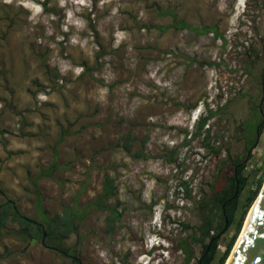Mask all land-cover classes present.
Returning <instances> with one entry per match:
<instances>
[{"label": "rangeland", "instance_id": "rangeland-1", "mask_svg": "<svg viewBox=\"0 0 264 264\" xmlns=\"http://www.w3.org/2000/svg\"><path fill=\"white\" fill-rule=\"evenodd\" d=\"M180 21L217 26L220 37ZM209 111L220 114L200 131ZM55 146L54 179L38 183L42 208L63 217L78 199L87 216L64 245L83 264H186L178 245L200 224L198 196L234 175L233 160L249 178L241 210L264 186V0H0V205L42 224L29 179L54 162ZM106 176L117 194L94 207ZM158 229L166 247L152 253ZM20 231L14 222L2 231L0 264H73ZM190 251L198 264L203 245Z\"/></svg>", "mask_w": 264, "mask_h": 264}, {"label": "trees", "instance_id": "trees-1", "mask_svg": "<svg viewBox=\"0 0 264 264\" xmlns=\"http://www.w3.org/2000/svg\"><path fill=\"white\" fill-rule=\"evenodd\" d=\"M176 18L177 17L174 16L175 20ZM178 24H180L181 29H188L199 36L212 34L215 36V38L220 37L218 33L219 29L217 26L212 28L205 27L202 29H198L187 25L183 21L178 22ZM254 63L255 62H253V64ZM219 114H220L219 111H215V112L209 111L208 117L202 119L201 122L199 123V127H198L199 130L201 131L211 118L217 117ZM256 117L258 116L255 115L253 119H255ZM258 129H259L258 123L254 125L253 122L251 121L244 130L243 138L246 139L247 141L246 143L248 145L249 150H251L254 146L253 144L254 135ZM66 136L67 133L65 131L62 132L59 139L56 141V146L64 142ZM133 142H134V138L129 137V139L124 143L123 146L125 151L130 150V147L132 146ZM56 146L53 149L55 154L54 162L49 166L47 170H42L37 178L35 179L30 178L29 180L33 188V193L36 196V201L34 203L35 208L37 210L39 217L42 218V224L44 225L47 231L48 239L46 244L51 247L59 248L66 252H69L70 249L66 248L64 245V239H66L71 233L76 231L75 227H77L86 218L87 212L78 210L77 208L78 199L74 201L73 208L69 207L65 210L63 217L56 216L50 219L46 216V211L42 208V204L44 200L38 183L42 178L54 179V172L56 170L54 166L58 159V152ZM216 153L219 154L218 152ZM233 164L235 168L237 167V175L240 185L239 194L235 199L228 201L234 196L236 184H237L235 175H232L231 177H228L227 180L222 182V184L219 187L217 188L212 187L211 194L207 196H203V195L198 196V201H196V203L198 205L197 210H198V218L200 219V224L198 227L192 229L193 234L192 236H190V238H187L185 241L181 242L178 245V250H180L185 256L186 264H189L193 258L190 251V244L201 243L204 247V252H205L210 240L217 236L215 234L219 232V230L224 229L225 223L224 224L220 223L219 228H217L216 226V221L218 219H223V218L225 219L223 215V205H225L226 217L228 218L229 221L228 227H231L235 223V216L239 212H241L240 217L237 220V224H236V233L232 237L231 241L228 243L225 253L220 257L218 261V264H226L232 252V249L235 245L238 234L240 233V230L243 227V223L248 214V211L250 210V208L256 201L257 197L259 196L260 190L262 188V180L259 181L256 190L247 195L245 203L243 204L241 210L239 200L242 193L246 190L249 184V178L243 176V173L245 171V165L241 159L233 160ZM182 187L185 189L187 197L191 198L190 183L185 182L182 184ZM116 194H117V190L114 186V180L109 176H106L102 187V192L95 201L94 205L92 206L94 207L98 206L99 208L104 209L106 208L104 205L105 201L115 197ZM0 195L2 196L5 195L1 186H0ZM9 222H14L21 226V231L17 234V236L23 241H37L38 239L43 237L42 228L36 224L38 222L35 219H30L22 215L20 212L17 213L12 202L10 201L0 205V241L2 237V231L6 228ZM189 229L191 228L189 227ZM207 239H209V242L208 244H205V241ZM218 244H219L218 240H215L213 242L212 247L206 258L203 260L202 264H213L215 262V260L217 259V248L219 246Z\"/></svg>", "mask_w": 264, "mask_h": 264}, {"label": "water", "instance_id": "water-1", "mask_svg": "<svg viewBox=\"0 0 264 264\" xmlns=\"http://www.w3.org/2000/svg\"><path fill=\"white\" fill-rule=\"evenodd\" d=\"M234 175L237 181L235 194L228 201L235 199L239 194L240 185L237 175V167L235 168ZM13 206L17 213H19L14 203ZM251 210L252 211L237 243L233 248L227 264H264V186ZM223 215L225 217L224 229L215 238L210 240L206 251L199 259L198 264H202L203 260L208 255L213 242L218 240L228 229L229 221L226 217L225 205H223ZM36 224L43 230L42 245L44 246L47 238V232L42 224ZM79 264H81V262H79Z\"/></svg>", "mask_w": 264, "mask_h": 264}, {"label": "flooded vegetation", "instance_id": "flooded-vegetation-1", "mask_svg": "<svg viewBox=\"0 0 264 264\" xmlns=\"http://www.w3.org/2000/svg\"><path fill=\"white\" fill-rule=\"evenodd\" d=\"M43 231V230H42ZM47 239L45 240V245L44 247L49 249V250H52V251H55L57 253H60L61 255L71 259L73 261V264H79V262H81V264H83V261L80 259V254L77 253L76 249H73L72 251H69V252H66L62 249H59V248H55V247H51L49 245H47ZM41 243H42V238H41Z\"/></svg>", "mask_w": 264, "mask_h": 264}, {"label": "clouds", "instance_id": "clouds-1", "mask_svg": "<svg viewBox=\"0 0 264 264\" xmlns=\"http://www.w3.org/2000/svg\"><path fill=\"white\" fill-rule=\"evenodd\" d=\"M198 120V118L196 119ZM160 217V216H159ZM158 226V225H156ZM161 236L163 237L162 235V229H158V230H155L152 234H151V239H157L158 240V244L157 245H154L153 247H150V251L152 253L154 252H159L160 250H162L163 248L162 247H166L165 243H163V239L164 238H161ZM154 249V250H153ZM164 250V249H163Z\"/></svg>", "mask_w": 264, "mask_h": 264}, {"label": "bare ground", "instance_id": "bare-ground-1", "mask_svg": "<svg viewBox=\"0 0 264 264\" xmlns=\"http://www.w3.org/2000/svg\"><path fill=\"white\" fill-rule=\"evenodd\" d=\"M195 88V87H194ZM168 205V204H167ZM252 211V210H251ZM251 211H250V213H251ZM250 215V214H249ZM249 217V216H248ZM248 219V218H247ZM247 222V221H246ZM246 224V223H245ZM228 263V262H227Z\"/></svg>", "mask_w": 264, "mask_h": 264}]
</instances>
